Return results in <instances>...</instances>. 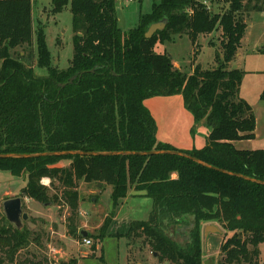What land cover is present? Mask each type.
<instances>
[{"label":"trees","instance_id":"1","mask_svg":"<svg viewBox=\"0 0 264 264\" xmlns=\"http://www.w3.org/2000/svg\"><path fill=\"white\" fill-rule=\"evenodd\" d=\"M117 2L50 0L52 15L69 7L74 34L72 58L60 70L51 66L40 30L35 59L30 0H0V156H34L0 158V171L24 180L21 196L66 206V235L73 240H83L78 185L100 184L112 188L113 210L131 189L152 201L148 219L132 222L126 237L141 240L159 264H203L201 230L208 224L231 235L220 247L217 264H259L264 185L218 170L264 184V149L233 145L255 138L253 110L239 97L243 72L233 67L247 28L244 15L264 13V0H228L221 12H211L206 0H153L150 13L140 15L128 32L118 27ZM161 20L167 21L165 29L145 39L148 27ZM211 34H218L219 46L209 42L214 67L205 70L194 65L197 40ZM182 36L195 50L190 73L176 69L167 53L155 51L157 44ZM34 61L45 75L36 74ZM173 96H181L194 123L207 128L203 148L177 151L157 141L145 101ZM260 99L264 103V88ZM161 151L184 153L217 170L173 155H102ZM64 152L84 155H46ZM62 162L68 165L58 166ZM42 179L61 191L59 197L49 195ZM30 240L41 246L40 236L13 228L0 210V264H25L13 258ZM49 263L45 256L27 261Z\"/></svg>","mask_w":264,"mask_h":264},{"label":"rangeland","instance_id":"2","mask_svg":"<svg viewBox=\"0 0 264 264\" xmlns=\"http://www.w3.org/2000/svg\"><path fill=\"white\" fill-rule=\"evenodd\" d=\"M117 1L115 13L118 27L122 32H128L136 27L138 16L149 14L153 3V0ZM30 2L33 5L32 28L35 41V59L38 46L37 33L40 30L44 34V42L49 53L51 66L60 70L66 69L73 54L72 38L74 35L69 7L64 8L60 14L52 15L50 0H30ZM206 2V6L211 12H221L228 5V0H206ZM253 14L256 13L250 12L244 15L247 27L250 25ZM199 42L204 46L198 56V61L203 69L211 70L214 67L215 50L205 45L213 42L218 47L219 37L217 34H213L211 37H205L204 40ZM258 47L264 48V17L262 15L255 18L253 25L247 31L239 58L238 69L243 72L239 97L250 105L256 122L255 139L244 144L245 147H243L248 149V151L264 149V103L260 99L264 88V54L257 55L255 53ZM155 51L159 53V50ZM20 52H22L21 49L16 50V53ZM194 52V48L190 50V45H188L186 40L176 46V55L179 56L176 58L183 59L180 61L183 62L182 68L186 72L190 71L192 67ZM33 66L36 74H46V69L36 67V61L33 62ZM67 165L68 163L62 162L58 166L65 167ZM54 186L56 187L57 183H54ZM60 193V190L57 191L49 187V195L56 194L59 197ZM130 193L134 192L130 191ZM78 196V202L80 200L81 202L83 201V196H88V201L92 198L88 194L87 189L82 186V183L78 185ZM58 202L60 203V201ZM101 203L104 209L96 203L92 207L91 213H84V217L81 220L79 214V230L87 232L88 236L91 237L87 239L91 245L86 247L82 240H77V243L73 245V249L68 248L69 246L61 241L63 239L61 237L60 219L62 217L60 212L65 213V210H68V208H65L66 206H63L64 208L61 210L57 209V205H54L53 208H47V217L55 216L54 221H48L45 216H43V219L35 217L33 212L24 207L23 212L28 214L29 220L24 223L23 227L28 233L40 236L41 246L39 248L34 246L30 240L26 247L15 254L13 262H26L25 264H27V261L34 259L43 260V256H45L49 260V264H159L156 258L142 244L141 240L128 239L126 237L132 222L147 220L148 217L146 218L147 214L144 206L141 208L128 202L123 204L120 210L118 207L113 210L111 209L110 197L108 194L105 195V193ZM44 209L43 212L45 211ZM152 209L153 203L151 201L148 215H150ZM54 211L56 212L54 213ZM216 228L220 234H213L208 241L209 244L204 245L203 264H217L221 259L220 247L231 236L230 234H224L221 227L216 226ZM51 229L56 232L54 239H52L51 244L43 247L44 233ZM93 247L95 248L94 252L92 251ZM49 252H51L50 257H48Z\"/></svg>","mask_w":264,"mask_h":264},{"label":"crops","instance_id":"3","mask_svg":"<svg viewBox=\"0 0 264 264\" xmlns=\"http://www.w3.org/2000/svg\"><path fill=\"white\" fill-rule=\"evenodd\" d=\"M259 15H262V17H264V13L253 14V16L251 17L250 25L246 28L245 35L241 41V48L238 50L236 60H235V68L237 69L239 68V63H240L239 58H240V53L242 51L243 41L245 39L246 33L250 29V27L253 25L255 18H257V16ZM139 16H138V19H139ZM137 24H138V21H137ZM212 35L213 34L206 36V37H211ZM198 39H200V40H197V45L199 46V50H200L199 54H200L202 51V47L204 45H202L199 41L204 40L205 37L200 36ZM185 40L188 41V45H190V50H191L193 46L191 42L188 40V38L185 36L177 37L175 38V40L166 42L162 45L157 44L155 47V50H159V53H164V52L167 53L171 57L174 67L178 70H182L186 72V70L182 68L183 62L180 61L182 58L181 59L176 58V57H179L176 55V46ZM205 46L212 48L211 46H209V43L208 45L206 44ZM261 49H263V47L261 48L258 47L255 50V53L257 55H261L259 53ZM198 56L194 62V65H198L201 67L198 61ZM191 71H192V67L190 71H187V73H190ZM145 106L149 110V112L151 113L155 121L156 139L159 143L167 145L171 149H174L177 151H191L194 149L198 150L205 146L206 139L208 136V130L205 127L203 122L199 124L194 123L193 117L184 108L183 99L181 96L151 98L145 101ZM255 129H256V126H255ZM254 135L256 137L255 131H254ZM248 142L250 141H237V142H234L233 145L235 149L237 150H248L246 148H243L245 147L244 144ZM175 178H176V175L173 174L172 179H175ZM24 183L25 182L22 178L14 177L9 172L0 171V203L2 204L3 201L8 200V199L20 198L23 202V211H24V207H26L29 211L33 212L35 217L43 219V216H45L48 221L53 220L55 216H52L49 218L47 217L46 213L48 212L47 208H53L54 205H40L39 203L31 199L21 196V191L25 187ZM41 184L49 188L50 180L42 179ZM97 185L98 184L82 183V186H84L87 189L88 194L91 195L92 198L90 201H88V196H83L84 197L83 201L81 202L80 200V202H78L79 203L78 214H80V220L82 219V217H84L83 215L84 213H87V214L91 213V209L92 207L95 206L96 203H98L103 208L101 199L103 198L104 193L105 195L108 194L111 200L112 188L110 186H102V185L100 188H97ZM90 187L92 190L90 189ZM130 191L134 193H130ZM128 202L134 206H138L141 208L142 206H144L146 210V214H147L146 218L149 216L148 214H149V210L151 207V200L145 197L143 193H137V192L135 193L133 189L129 190L127 197L120 203V205L118 206V209L120 210V208L123 207V204H126ZM1 204H0V208H1ZM43 207L46 209H44ZM62 208L64 207L57 206V209L59 210H61ZM43 209L45 210L44 212H43ZM55 212L56 211H54V213ZM67 213H68V210H65V213L61 212L62 219H60L61 220L60 227L62 229L61 237L63 239L61 241L62 243H65L67 246H69L68 248L73 249V245L74 243H77V240H73L66 235L65 217L67 216ZM209 225H213V224L204 225L201 230V242H202L203 252H204V245L208 243V241L213 235V234H210V235H207L206 237L203 233L206 227ZM214 226H217V225H214ZM78 230H79V217H78ZM82 232H86V231L79 230L80 235ZM44 234L45 236H43V247H46L49 244H51L52 239H54V235L56 234V232H54L53 229H51L50 231L45 232ZM59 235H60V232H59ZM52 251H55V250L52 249ZM260 252L261 254L259 257V264H263L264 263V247L263 246H261ZM54 253H56V251ZM50 254L51 252L48 253V257H50Z\"/></svg>","mask_w":264,"mask_h":264},{"label":"water","instance_id":"4","mask_svg":"<svg viewBox=\"0 0 264 264\" xmlns=\"http://www.w3.org/2000/svg\"><path fill=\"white\" fill-rule=\"evenodd\" d=\"M167 25V21L166 20H161L159 22L153 23L151 24L148 29L146 30L144 37L145 39H151L153 37V35H155L158 32H162L165 27ZM81 36V35H79ZM233 69H235V67H233ZM76 78V76H74L73 78H71L69 80V82L67 84H71L73 82V80ZM67 84H63L60 87L64 88ZM46 155H51V156H69V155H84L83 153L80 152H64V153H53V154H46ZM89 155H98V154H89ZM103 156H115V155H121V156H127V155H148V156H152V155H173V156H179V157H183L186 159L191 160L192 162L205 167V168H210V169H214L217 170L215 168L210 167L209 165L195 159L192 158L184 153L181 152H176V151H161V152H150V153H129V152H125V153H106V154H102ZM30 157H34V156H28V155H3L0 156V158H30ZM219 172L226 174V175H230V176H235L238 178H242L244 180L250 181L252 183H256V184H261L264 185L263 183H260L256 180L253 179H249L240 175H235V174H231L225 171H221L218 170ZM101 185L98 184L97 188H100ZM1 211L2 214L5 218V220L15 229L20 230L22 229L23 225L25 222H27L29 220V216L27 213L23 212V202L20 198H13V199H8L2 202L1 204ZM204 235L207 237V235L210 234H220L219 230L216 228V226L214 225H209L206 227V229L204 230ZM81 236L83 239L86 238L87 233L86 232H82Z\"/></svg>","mask_w":264,"mask_h":264},{"label":"built area","instance_id":"5","mask_svg":"<svg viewBox=\"0 0 264 264\" xmlns=\"http://www.w3.org/2000/svg\"><path fill=\"white\" fill-rule=\"evenodd\" d=\"M126 1H127V2H132L133 0H126ZM204 4L206 5L207 2H204ZM82 242H83L84 246H86V247H88V246L91 245V244H90V241L87 240V239H83Z\"/></svg>","mask_w":264,"mask_h":264}]
</instances>
